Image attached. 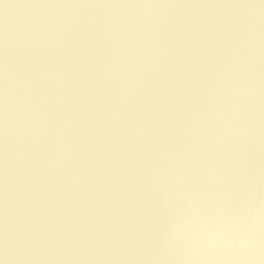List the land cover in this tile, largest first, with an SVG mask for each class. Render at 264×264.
<instances>
[{"label":"water","instance_id":"95a60500","mask_svg":"<svg viewBox=\"0 0 264 264\" xmlns=\"http://www.w3.org/2000/svg\"><path fill=\"white\" fill-rule=\"evenodd\" d=\"M0 264H264V0H0Z\"/></svg>","mask_w":264,"mask_h":264}]
</instances>
